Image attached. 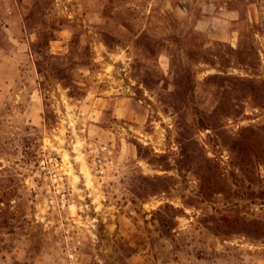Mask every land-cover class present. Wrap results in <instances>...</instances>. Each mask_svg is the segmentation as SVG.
Wrapping results in <instances>:
<instances>
[{
    "label": "rangeland",
    "instance_id": "rangeland-1",
    "mask_svg": "<svg viewBox=\"0 0 264 264\" xmlns=\"http://www.w3.org/2000/svg\"><path fill=\"white\" fill-rule=\"evenodd\" d=\"M0 264H264V0H0Z\"/></svg>",
    "mask_w": 264,
    "mask_h": 264
}]
</instances>
